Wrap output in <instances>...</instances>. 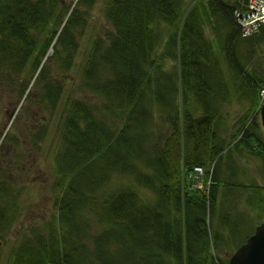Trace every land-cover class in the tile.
Listing matches in <instances>:
<instances>
[{
    "label": "trees",
    "instance_id": "16d2710c",
    "mask_svg": "<svg viewBox=\"0 0 264 264\" xmlns=\"http://www.w3.org/2000/svg\"><path fill=\"white\" fill-rule=\"evenodd\" d=\"M99 1L0 0V84L43 113L33 148L56 135L55 212L17 245L0 166V264H228L264 221V26L242 36L246 0H103L86 38Z\"/></svg>",
    "mask_w": 264,
    "mask_h": 264
},
{
    "label": "rangeland",
    "instance_id": "374dc122",
    "mask_svg": "<svg viewBox=\"0 0 264 264\" xmlns=\"http://www.w3.org/2000/svg\"><path fill=\"white\" fill-rule=\"evenodd\" d=\"M103 0H100L90 12L89 27L85 34L86 38L94 37L101 34L107 23L103 17ZM79 73L74 69L71 72L72 80L67 83L68 94L77 96L76 89ZM36 90L31 88V91ZM15 88L9 85L0 84V166L9 165L10 182L13 183L17 190H21L22 197L17 204V218L14 227L9 231V235L4 239L7 246L17 245L19 233L22 234L30 230L32 225H38L49 219L55 212L54 194L51 186L53 177L51 169L53 166V146L51 139L56 137L54 127L51 128L46 139L40 142V146L33 148L26 139V130L31 127L35 129L41 123L42 112H38V106L35 103L20 101ZM239 111V108L232 106V110ZM233 112V111H232ZM40 118V120H38ZM12 139L13 144H17V149H13L10 144H3L5 136ZM10 146V147H9ZM204 173V172H203ZM190 181H193L194 187L198 190L205 191L207 182L204 176L193 171L189 175ZM198 179V180H197ZM122 178L115 180V184L121 182ZM125 179H123L124 183ZM247 217V215L245 216ZM246 226V225H245ZM244 226V231L249 233ZM248 227V226H247ZM0 239V245H2ZM9 247H6L7 250ZM233 253L226 254L228 260Z\"/></svg>",
    "mask_w": 264,
    "mask_h": 264
},
{
    "label": "water",
    "instance_id": "95a60500",
    "mask_svg": "<svg viewBox=\"0 0 264 264\" xmlns=\"http://www.w3.org/2000/svg\"><path fill=\"white\" fill-rule=\"evenodd\" d=\"M259 116L264 129V104ZM228 264H264V221L257 225L247 241L233 252Z\"/></svg>",
    "mask_w": 264,
    "mask_h": 264
},
{
    "label": "built area",
    "instance_id": "2783aa9c",
    "mask_svg": "<svg viewBox=\"0 0 264 264\" xmlns=\"http://www.w3.org/2000/svg\"><path fill=\"white\" fill-rule=\"evenodd\" d=\"M235 17L241 27L242 36L253 35L260 27L264 26V0H246L244 10L236 11ZM259 100L260 107L264 103V88L259 92ZM195 171L204 176L202 168H195ZM209 184L208 182L207 186Z\"/></svg>",
    "mask_w": 264,
    "mask_h": 264
},
{
    "label": "clouds",
    "instance_id": "9594fccd",
    "mask_svg": "<svg viewBox=\"0 0 264 264\" xmlns=\"http://www.w3.org/2000/svg\"><path fill=\"white\" fill-rule=\"evenodd\" d=\"M260 101V100H259ZM264 104V103H263ZM263 104L260 106V107H258V109H257V112L259 113V111H260V109H261V107L263 106ZM260 105V104H259ZM260 117V116H259ZM197 168H199V167H197Z\"/></svg>",
    "mask_w": 264,
    "mask_h": 264
},
{
    "label": "flooded vegetation",
    "instance_id": "af4514ba",
    "mask_svg": "<svg viewBox=\"0 0 264 264\" xmlns=\"http://www.w3.org/2000/svg\"><path fill=\"white\" fill-rule=\"evenodd\" d=\"M40 145H41V144H40ZM40 145H38V146H40ZM38 146H37V147H38ZM52 146H54V145H52ZM35 147H36V146H35Z\"/></svg>",
    "mask_w": 264,
    "mask_h": 264
}]
</instances>
